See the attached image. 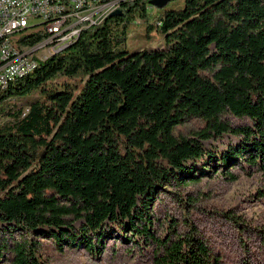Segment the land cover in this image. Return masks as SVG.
<instances>
[{"label": "trees", "instance_id": "obj_1", "mask_svg": "<svg viewBox=\"0 0 264 264\" xmlns=\"http://www.w3.org/2000/svg\"><path fill=\"white\" fill-rule=\"evenodd\" d=\"M167 1L118 0L0 86V264H44L40 238L98 255L119 241L152 264H227L156 212L164 187L182 203L219 170H264V0ZM134 21L163 45L124 50Z\"/></svg>", "mask_w": 264, "mask_h": 264}, {"label": "rangeland", "instance_id": "obj_2", "mask_svg": "<svg viewBox=\"0 0 264 264\" xmlns=\"http://www.w3.org/2000/svg\"><path fill=\"white\" fill-rule=\"evenodd\" d=\"M184 0H168L166 10L180 9ZM153 11V8L150 7ZM30 19L29 23L38 22ZM153 18L150 22H153ZM147 22L134 21L127 26V36L121 47L129 53L144 49L158 48L163 45V37L147 33ZM41 25L27 28L11 36L14 47L18 49L21 41L31 32L38 34ZM38 65L41 60H34ZM30 94L21 99L23 103L33 99ZM231 122L236 119L226 116ZM196 122L184 123V130L196 129ZM228 141V137H224ZM222 148V144H217ZM228 174L221 175L220 170L211 177H204L198 183L189 186V196L178 203L172 190L164 187L160 199L158 215L170 214L177 223L179 232L195 229L207 241L213 253L227 264H264V170L237 166ZM174 191V190H173ZM192 199V201H190ZM184 216L187 219H184ZM18 234V233H15ZM30 238L36 235L27 234ZM42 249L44 264H152L145 262L138 247H130L119 241L110 240L98 255L95 252L76 248L56 250L48 239H38Z\"/></svg>", "mask_w": 264, "mask_h": 264}, {"label": "built area", "instance_id": "obj_3", "mask_svg": "<svg viewBox=\"0 0 264 264\" xmlns=\"http://www.w3.org/2000/svg\"><path fill=\"white\" fill-rule=\"evenodd\" d=\"M118 7V0H0V78L9 77L53 48H67V41L89 25L97 24ZM38 11L39 21L24 22V15ZM41 25L38 43L26 41L14 50L11 36Z\"/></svg>", "mask_w": 264, "mask_h": 264}, {"label": "bare ground", "instance_id": "obj_4", "mask_svg": "<svg viewBox=\"0 0 264 264\" xmlns=\"http://www.w3.org/2000/svg\"><path fill=\"white\" fill-rule=\"evenodd\" d=\"M30 19H39V12L38 11H31V12H28V15H24V22H29ZM21 31H23V30H19L17 32H21ZM78 34L75 35L74 37H72L71 40L67 41V47L78 37ZM23 44H21L20 47H18V49L16 47H14V50H22ZM61 51H62L61 48H53L52 50H48V55L44 56L43 58H35L32 60V62L29 65H27L26 67H23L17 73H12L9 75V77L0 78V86H5V85L9 84L8 82L10 80L20 78V77L24 76L25 74H27L28 72L33 71L37 66V64L34 62V60L37 59V60L43 61L46 58H48L49 56L54 55V54L61 52Z\"/></svg>", "mask_w": 264, "mask_h": 264}, {"label": "water", "instance_id": "obj_5", "mask_svg": "<svg viewBox=\"0 0 264 264\" xmlns=\"http://www.w3.org/2000/svg\"><path fill=\"white\" fill-rule=\"evenodd\" d=\"M112 15V13L110 14V16Z\"/></svg>", "mask_w": 264, "mask_h": 264}]
</instances>
